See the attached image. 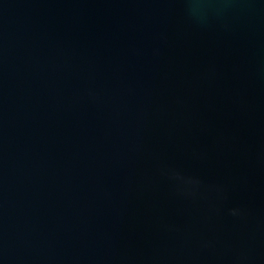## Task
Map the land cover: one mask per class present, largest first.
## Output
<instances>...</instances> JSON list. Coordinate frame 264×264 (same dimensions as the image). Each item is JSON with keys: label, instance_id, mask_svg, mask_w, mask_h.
<instances>
[{"label": "water", "instance_id": "95a60500", "mask_svg": "<svg viewBox=\"0 0 264 264\" xmlns=\"http://www.w3.org/2000/svg\"><path fill=\"white\" fill-rule=\"evenodd\" d=\"M0 264H264V0H0Z\"/></svg>", "mask_w": 264, "mask_h": 264}]
</instances>
